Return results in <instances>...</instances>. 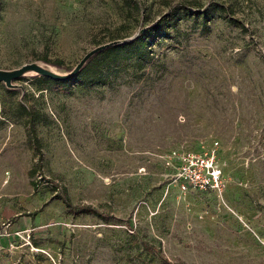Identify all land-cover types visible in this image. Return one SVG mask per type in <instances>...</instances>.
<instances>
[{
  "label": "rangeland",
  "instance_id": "rangeland-1",
  "mask_svg": "<svg viewBox=\"0 0 264 264\" xmlns=\"http://www.w3.org/2000/svg\"><path fill=\"white\" fill-rule=\"evenodd\" d=\"M133 1L0 0L1 71L149 45L0 83V264H264V0ZM213 142L222 202L180 194L163 158Z\"/></svg>",
  "mask_w": 264,
  "mask_h": 264
},
{
  "label": "built area",
  "instance_id": "built-area-1",
  "mask_svg": "<svg viewBox=\"0 0 264 264\" xmlns=\"http://www.w3.org/2000/svg\"><path fill=\"white\" fill-rule=\"evenodd\" d=\"M217 143L197 152L170 151L163 158V166L180 194L207 193L222 202L226 181L216 161Z\"/></svg>",
  "mask_w": 264,
  "mask_h": 264
},
{
  "label": "trees",
  "instance_id": "trees-1",
  "mask_svg": "<svg viewBox=\"0 0 264 264\" xmlns=\"http://www.w3.org/2000/svg\"><path fill=\"white\" fill-rule=\"evenodd\" d=\"M126 2H128L131 5V7L136 8V4L133 0H126ZM128 3L126 4L129 5ZM194 13L192 15H195ZM202 16H203L202 17L203 19L206 18L205 13H203ZM148 48H149V45L145 37L137 35L128 42H124V43H121L115 46H111L95 54L94 59L99 55L102 57V60L106 61V60H111L113 57L117 55H122L124 59L128 60V59L134 58L138 63L143 64L147 60H149V49ZM92 61L93 60L91 59V61L87 62L86 65H83V67L78 71V73L72 78H68L65 81H57V80H51V79L49 80H51V82L55 84H62L63 86H67V85L72 86L73 84L82 85L84 83L90 84L92 82L93 75L86 74L85 72L91 69L90 65L93 63ZM57 198L62 202L63 206L65 207V212L70 213V211L73 209V205H71L66 193L64 191L60 192V195H58ZM81 210H83L86 213H92L96 217H101L105 219V217H103L100 213H98L97 211L93 209H90L89 207L83 208ZM142 246L147 252L151 254L155 255L158 253L157 249H155L151 245L142 243ZM159 261L161 264H169V262H167L164 259H160Z\"/></svg>",
  "mask_w": 264,
  "mask_h": 264
},
{
  "label": "water",
  "instance_id": "water-1",
  "mask_svg": "<svg viewBox=\"0 0 264 264\" xmlns=\"http://www.w3.org/2000/svg\"><path fill=\"white\" fill-rule=\"evenodd\" d=\"M134 38V37H133ZM132 39V38H131ZM129 40H119V41H112L110 43H106L100 46L95 47L94 49L90 50L86 54L82 56V58L76 63V65L71 69L67 74L64 75H57L40 65H37L35 63H29V64H24L21 65L20 67L9 70V71H1L0 70V83H3V85L6 88H12L14 87L11 82L24 76L26 73H32L36 76L48 78L51 80H57V81H65L68 78L74 77L78 71L83 67L85 62L94 56L95 54L105 50L106 48H109L111 46H115L124 42H128Z\"/></svg>",
  "mask_w": 264,
  "mask_h": 264
}]
</instances>
